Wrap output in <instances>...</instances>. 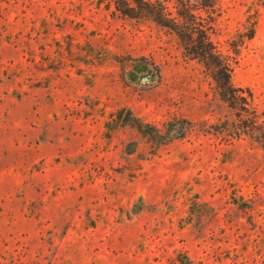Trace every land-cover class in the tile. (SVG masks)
Returning <instances> with one entry per match:
<instances>
[{"label":"rangeland","instance_id":"rangeland-1","mask_svg":"<svg viewBox=\"0 0 264 264\" xmlns=\"http://www.w3.org/2000/svg\"><path fill=\"white\" fill-rule=\"evenodd\" d=\"M118 2L0 0V264H264V147ZM217 6L222 52L255 22L232 81L264 118V0Z\"/></svg>","mask_w":264,"mask_h":264},{"label":"trees","instance_id":"trees-1","mask_svg":"<svg viewBox=\"0 0 264 264\" xmlns=\"http://www.w3.org/2000/svg\"><path fill=\"white\" fill-rule=\"evenodd\" d=\"M117 8L124 14L154 21L172 31L178 38L184 55L202 64L213 80L219 99L227 104L233 113V120L227 129L231 138L248 136L264 147V118L252 104V92L236 86L232 81V71L237 62L239 47L245 39L254 34V23L246 34L238 35L226 52H222L212 40L214 29L213 13L218 11L217 0H174L172 6L167 0H118ZM204 12L206 15L202 14ZM134 127L139 133L152 138L158 137V128L143 122L126 110L122 121ZM178 259L172 264H189Z\"/></svg>","mask_w":264,"mask_h":264}]
</instances>
